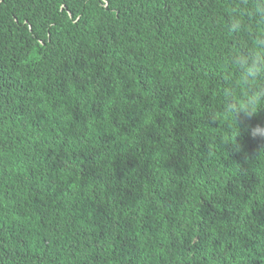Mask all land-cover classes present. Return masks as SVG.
<instances>
[{
  "label": "trees",
  "instance_id": "1",
  "mask_svg": "<svg viewBox=\"0 0 264 264\" xmlns=\"http://www.w3.org/2000/svg\"><path fill=\"white\" fill-rule=\"evenodd\" d=\"M240 3L0 0V264H264V141L220 95Z\"/></svg>",
  "mask_w": 264,
  "mask_h": 264
},
{
  "label": "clouds",
  "instance_id": "2",
  "mask_svg": "<svg viewBox=\"0 0 264 264\" xmlns=\"http://www.w3.org/2000/svg\"><path fill=\"white\" fill-rule=\"evenodd\" d=\"M229 41L223 59L233 74H225L220 86L222 110L235 120L232 132L235 137L241 128L253 138L264 141V124L247 125L264 109V0H241L239 6L228 9L221 22ZM237 37H246L241 45Z\"/></svg>",
  "mask_w": 264,
  "mask_h": 264
}]
</instances>
